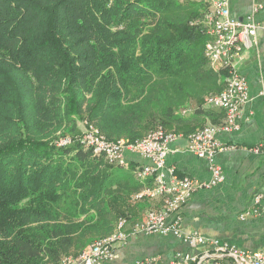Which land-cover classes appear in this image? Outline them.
I'll return each instance as SVG.
<instances>
[{
  "label": "trees",
  "instance_id": "obj_1",
  "mask_svg": "<svg viewBox=\"0 0 264 264\" xmlns=\"http://www.w3.org/2000/svg\"><path fill=\"white\" fill-rule=\"evenodd\" d=\"M209 10L190 0H0V264H59L120 218L162 206L135 199L144 184L84 146L79 123L129 142L159 126L181 131L184 112L204 110L225 85L205 55Z\"/></svg>",
  "mask_w": 264,
  "mask_h": 264
},
{
  "label": "built area",
  "instance_id": "obj_2",
  "mask_svg": "<svg viewBox=\"0 0 264 264\" xmlns=\"http://www.w3.org/2000/svg\"><path fill=\"white\" fill-rule=\"evenodd\" d=\"M209 7L204 20L211 39L206 43L205 55L215 69H225L226 78L224 88L206 97V104L220 108L225 117L220 124H210L189 133L187 149L200 158L211 161L212 179L201 181L187 174H179L175 166L167 164V157L171 151V143L180 136L175 131L163 126L150 130L143 138L134 142L125 139L111 140L101 130L87 124L80 142L91 148L95 155H102L116 166H125L127 152L137 153L148 163L139 164L135 169V176L144 186L135 193V199L162 200L160 208L151 209L144 218L134 223L126 217L120 218L116 231L106 238H101L85 248L78 256H66L59 264H104L112 261L115 256V244L125 242L131 234L146 233L170 235L183 239L191 247H204L207 255L212 248L218 257H232L240 264H264V252L247 251L236 245L209 238L198 231H186L183 227L181 209L192 194L203 188H210L223 182L222 168L214 163V158L226 146L219 139L220 133H228L239 129L241 112L250 100L249 83L246 76L239 70V63L244 58L245 51L254 46L256 34L264 29V21H256L254 15L247 19L234 18L231 15L230 0H190ZM259 7H262L261 5ZM257 7L255 10H257ZM71 137L64 138L61 143L68 144ZM254 152H264V142L253 148ZM253 207L242 214V218L259 215L264 209V193L256 194ZM131 223V231L126 227ZM172 264H222L213 260L201 263L198 255L178 253ZM133 264H159L157 257L137 260Z\"/></svg>",
  "mask_w": 264,
  "mask_h": 264
},
{
  "label": "crops",
  "instance_id": "obj_3",
  "mask_svg": "<svg viewBox=\"0 0 264 264\" xmlns=\"http://www.w3.org/2000/svg\"><path fill=\"white\" fill-rule=\"evenodd\" d=\"M230 9L234 18L245 20L254 15L256 21H264V0H230ZM239 70L248 80L251 100L242 109L239 129L219 134L226 149L217 153L214 163L222 168L224 180L210 188L196 190L182 207L181 215L186 231H198L247 251L264 252V209L259 215L241 217L245 210L253 207V197L264 193V152L253 150L264 142V29L258 30L254 46L245 51ZM203 109L196 111L193 107L184 112L186 125H180L179 132L172 129L180 136L171 143L167 164L175 166L179 174L209 182L211 161L187 149V136L203 126L222 123L225 112L207 104ZM148 162L137 153L127 152L126 164L133 173L139 164ZM149 211L146 209L144 216ZM129 224L128 232L131 231ZM204 251V247L193 248L173 234L136 233L125 242L116 243L115 258L104 264H133L151 257H157L159 264H172L178 253L198 255L201 263L217 260L222 264H240L235 258L216 256L212 248L209 255Z\"/></svg>",
  "mask_w": 264,
  "mask_h": 264
},
{
  "label": "rangeland",
  "instance_id": "obj_4",
  "mask_svg": "<svg viewBox=\"0 0 264 264\" xmlns=\"http://www.w3.org/2000/svg\"><path fill=\"white\" fill-rule=\"evenodd\" d=\"M79 134L78 135H82V133H83V131L85 130V126H86V124H85V122H80L79 123ZM71 137V136H70ZM72 138V137H71ZM120 168V167H119ZM119 173H120V175L121 176H123V177H125V178H129V179H133V178H136V176H135V174L133 173V172H129L128 170H127V168H121L120 170H119Z\"/></svg>",
  "mask_w": 264,
  "mask_h": 264
}]
</instances>
